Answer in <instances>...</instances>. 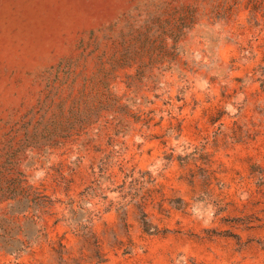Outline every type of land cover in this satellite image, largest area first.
Here are the masks:
<instances>
[{"label": "rangeland", "instance_id": "374dc122", "mask_svg": "<svg viewBox=\"0 0 264 264\" xmlns=\"http://www.w3.org/2000/svg\"><path fill=\"white\" fill-rule=\"evenodd\" d=\"M0 264H264V0H0Z\"/></svg>", "mask_w": 264, "mask_h": 264}]
</instances>
